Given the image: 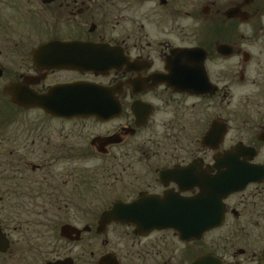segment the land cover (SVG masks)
Masks as SVG:
<instances>
[{
	"label": "flooded vegetation",
	"instance_id": "obj_1",
	"mask_svg": "<svg viewBox=\"0 0 264 264\" xmlns=\"http://www.w3.org/2000/svg\"><path fill=\"white\" fill-rule=\"evenodd\" d=\"M37 1L43 11L53 7L56 18L51 19L63 24L62 28L56 32L40 30L36 36L40 40L19 55V71L9 72L0 65V97L7 98L4 103L24 116L34 114L48 123L69 127L57 130V126L42 133L33 131L37 128L29 129L20 148L10 142L11 137L3 136L0 127V142L5 145L1 148L5 153H0L5 160L0 164V264H12L14 259L16 243L7 231L9 224H13V230L26 232L55 231L47 251L36 247L30 264H264V0H202L208 2L202 3L198 18L188 11L182 13L187 1L149 0L152 8L148 34L143 25L132 34L121 29L122 22L134 18L123 13L139 0L123 1L121 7L116 4V10L114 0ZM26 3L33 5L31 0H0V46L9 37L10 29L1 24L4 20L27 22L31 28L32 15H28ZM194 7L196 4H192L195 11ZM104 8L109 12L112 8L116 14L104 13L102 20L107 23L96 34L95 17ZM159 11L164 14L158 16ZM181 13L190 22L195 21L196 29L191 24L194 33L189 34L188 25L183 30H172L170 21L178 14L182 18ZM19 14H26L27 20H21ZM203 18L213 24L207 30ZM163 21L165 25L160 29ZM111 22L115 24L107 27ZM27 32L32 34L30 29ZM58 42L103 46L116 55V62L98 73L57 69L55 55L44 54L41 48ZM70 56L68 51L65 60ZM77 84L100 91L101 112L48 109L55 101L54 94L61 101L71 98L65 88ZM85 91L89 95L90 90ZM87 97L80 99L85 101ZM206 103L210 108L205 107ZM202 114L210 117L205 120ZM195 115L197 126L192 124L198 137L193 136L185 120ZM173 116L180 123L178 129L173 126ZM95 126L111 129L94 133ZM144 134L148 138L137 144L136 151L145 160L136 165V172H128L132 177L128 183L134 185L131 189L124 185L125 190L120 187L121 195L116 200L91 212V207L80 202L91 190L86 178L94 181L98 171L92 169V155L109 161L113 151L130 140H141ZM192 136L193 145L199 147L197 156H188L183 145ZM148 144L154 149L165 147L166 159H151L157 153H151L154 149ZM169 147L187 156L174 158ZM77 155L88 158L77 160ZM88 163L91 169L82 168ZM120 166L127 172L123 164ZM241 166L250 168L243 179L253 180V173L261 172L258 181L219 199L220 207L205 211V197L213 193L209 190L221 193L217 185L221 180H237ZM18 179L22 185L18 192L1 184L3 180ZM147 179H155L153 187L146 184ZM77 197L81 199L78 203ZM165 198L201 200L193 227L204 229L205 222L216 225L197 239H185L175 226L141 232L136 224L113 218L116 203L128 208L138 200ZM76 209L89 221L81 228L71 222ZM104 214L111 217L101 227ZM224 229L217 243L209 249L204 247L208 234ZM119 230L125 232L124 237L113 240ZM156 234L171 238L164 242L154 238ZM82 243L87 254H82L83 250L78 254L75 249ZM97 246L100 248L94 249ZM197 246L201 248L195 251ZM25 252L29 259L34 249L30 245Z\"/></svg>",
	"mask_w": 264,
	"mask_h": 264
},
{
	"label": "rangeland",
	"instance_id": "obj_2",
	"mask_svg": "<svg viewBox=\"0 0 264 264\" xmlns=\"http://www.w3.org/2000/svg\"><path fill=\"white\" fill-rule=\"evenodd\" d=\"M123 1L129 2L130 0H114L113 1V3L115 4L114 5L115 10H116V4H118L119 7H121V4H124ZM184 1H187L188 4H187V8L185 7V9L182 13H186L188 11L189 14L191 16H193L194 18H198L199 16H201V13L199 14L198 12H200L199 10H201L200 8L203 6V4H206L208 2V1L202 2V0H184ZM31 2H33V5L26 3L27 8L29 10L28 15L29 16L32 15L30 17L31 28H30V26L29 27L27 26V22H23L24 25L20 24L19 22H7L6 20H4V23H1L2 25H5L10 29L8 31L9 34L7 35L9 37H5L6 41L4 43L2 42L3 45L0 46V52L2 54V56L0 57V65H2L9 72L19 71L22 68V64L20 65V63H19V58L21 57V53L25 52L29 47L34 46L36 44L37 40L38 41L40 40L39 38L36 37L37 34H39L40 30H41V32H43V30H45V29L49 30V31L55 30V32H56V29L62 28V25H63L61 23L55 24V21L51 19V18H56V16H54L55 14L52 12L53 7L51 9H47L46 11H43L41 6L38 4L37 0H31ZM199 2H200V4H199ZM192 4H196V7H194L195 11L192 8ZM96 5H97V7L99 6V4H96ZM97 7H95L96 11H97ZM151 8H152V3H150L149 0L134 1V5L131 6V8L128 11H125L123 13L124 15H126L129 18L130 17H134V18H132L128 22H122L121 29L124 30L125 33L129 32V34H132L133 32H135V30L138 29V26L143 25V26H145L144 32L146 34L150 33L151 17L149 14H150ZM107 10L108 9H105V8L103 10H101L102 12L100 13L98 18H97V14H96V17H95L96 21H94V24H96V26L98 28V31L96 32V34H99L107 23L105 20H102V19H104V13H106L107 15H109V14L115 15L116 14L115 12H111V11H113L112 8H111L110 12ZM182 13L180 15V17H182V18H179V14H178L177 18L174 17L176 19H174L173 21L169 20L170 23L172 24V26H171L172 30L173 31H175V30L179 31L180 28L183 30V26L188 25L189 29L187 31L189 32V34L194 33L195 32L194 28L196 29L195 21L190 22V20L185 19L184 14H182ZM163 14H164V11L157 12L158 16H161ZM0 15H1V17L3 16L1 12H0ZM19 17L21 18V20H27L26 14H25V17H23L21 14H19ZM203 19H204V21L201 20L202 24L204 25V27L207 30L210 27V25H213V24L210 23L209 20H207L205 18H203ZM61 20L63 22H65V20L63 19V15H62ZM15 21H17V20H15ZM67 24L72 25L71 22H67ZM114 24H115V22H111L107 27L113 26ZM191 24L194 25V28L192 27ZM163 25H165L164 21L162 23H160V29L163 27ZM72 26H74V24ZM87 28H89V25L87 26ZM27 29L28 30L30 29V31L32 33V34H30L31 36L27 32ZM33 34L35 35L36 39L34 41H29V44H28L27 40L33 39V37H34ZM62 35H65V34L62 33ZM26 45H28V46H26ZM13 51H16V52L14 54H12ZM6 54H8V55L5 56ZM19 55H20V57H19ZM2 86H3V84H2ZM2 86L0 85V90H1ZM7 101H8L7 98L4 99V98L0 97V127L3 128V130H4L3 136L6 138L11 137L10 142L16 144V146H18L16 148H20L21 144L23 142H25L24 138L26 136V132L29 129L33 130L34 128H37V130H33V131H35L37 133H42V132H48L49 130L54 129L53 127H57V126H58L57 130L65 129V127H69V125H62V124L55 125V124L48 123L47 121H44L42 117H38V116L36 117V115H34V114L24 116L22 113L16 112L11 106H8V104L4 103ZM208 103L205 104V107L210 108L209 106H207ZM209 111L211 112V110H209ZM211 114H212V112L209 115H211ZM167 115L168 116H166V117H169L170 113H167ZM202 115L204 116L203 118L205 120H207V118L210 117L208 114H206V115L202 114ZM179 117L182 118V116L180 114H179ZM197 118H198V115H195V117L190 116V118L185 119V120L187 122V128L193 129V136L197 135V137H198L199 133L198 132L196 133V128L193 125V124H195L197 126V121H196ZM172 122H173V126L177 127L176 129L180 128V123L175 118V116L172 117ZM114 125L115 124H112L111 126L114 127ZM111 126H107V127L95 126L96 129H94V133L108 131L111 129ZM193 136H192V140L191 139L184 140L183 145H184V147H186V149H188L189 153H186L188 156H191V155L197 156L198 155L197 153H198L199 147H198V144L193 145V141L195 142V139H193ZM146 138H148V135L144 134L141 137V140L134 139V140H130L127 143L123 144L119 149L112 152L111 157H113V158H110L109 161H103L100 158V156L97 154H96V156L92 155L91 159H95L94 161H92V169H98V171L95 173L94 181L92 180V178L91 179L88 177L86 178L87 180H89L91 182V190L89 191V194L87 195V197L83 198L82 202H80L81 199L79 197H77L76 202L77 203L80 202L81 204H86L87 206H85V207H91V212H96L98 209H101L103 207H107L111 202L116 200V197L121 195V192L119 191L120 187L123 188V186L125 185L131 189V187H132V185H134V183H128V182H131V180H132V177H130V174H128V172L130 170H134L136 172V165L140 164L142 162V160H145V159H141L140 152L136 151V146H137V144L142 143ZM1 143H4V142L3 141L0 142V153L4 154L5 152L1 148H4L5 145L1 144ZM188 143H190V144H188ZM148 145H150V144H148ZM153 149H154V147H152V150ZM168 150H169V152L173 153L174 158H183L184 156H187V155H184V153H180L179 150L173 151L172 149H170V147L168 148ZM165 152H166L165 147H162L161 149H154L151 153H154V154L157 153V155L156 156L154 155L151 159H162V158L166 159L167 154L165 156H163V154ZM195 152H196V154H193ZM22 153H23V151H21V154ZM199 155L201 156L203 154H199ZM86 157L88 158V156L84 157V156L77 155V160L86 159ZM4 163H5L4 156H0V164L3 165ZM128 163H130V165ZM121 164L124 165L127 172L122 171V168L120 166ZM85 167L87 169H91V163H88L86 166H84V165L82 166V168H85ZM123 182H125V183H123ZM149 183H150L151 187H153L155 184V179H153L152 182H151V180H148L146 182V184H149ZM1 184L3 186L9 185L8 188L14 192L20 191V189L22 187V185H20L21 182L19 179L16 181H9V182L8 181L4 182V180H3L1 182ZM44 189L49 190L46 187H44ZM122 190H125V189L123 188ZM246 200L248 202H251L252 199L247 196ZM78 206L84 207L81 205H78ZM261 207L264 210V205H261ZM71 218H72L71 222L77 224L78 225L77 227H79V228L85 226L86 223L89 222L85 218L84 214L79 213L77 211V209H76V213L73 214L71 216ZM40 219H42V218H40ZM9 227H10V229H8L7 231L16 243L15 249H14V259L12 261V264H30V261L35 258L36 247H39L40 249H42V251H47V249H48L47 245H49V243H52V240H54L55 236H56L55 231L42 230V231H28V232H26V231H22V230H13L12 229L13 224H9ZM25 227L26 226L23 225V228H25ZM225 232H226V229H224L222 231H218L217 233L213 232L211 234H208V236L204 240V242H205L204 247L206 248V246H207V249H209L211 244L217 243L220 235L221 234L224 235ZM116 234L118 237L113 239L112 235H110L109 236L110 240L111 239L116 240L118 238L124 237L125 232L124 231L122 232L121 230H119L118 232H116ZM57 236H58V234H57ZM154 238H161L165 242V241H168L169 238H171V237L169 235H166V234H156V236ZM85 239H86V237H84V240ZM175 243L177 246L178 244L176 241H175ZM30 245L34 249V252H30L29 253V259H27L25 257V255H26L25 249L27 247H29ZM86 248L87 247H85L83 243L77 244V247H75L78 254H80L81 251L83 249H86ZM96 248H100V246H97L94 249H96ZM110 248H113L114 250L116 249L115 246H109L108 249H110ZM200 248L201 247L197 246L193 249L195 251H197ZM176 251H178V249ZM83 253L87 254V252H85V251L82 252V254Z\"/></svg>",
	"mask_w": 264,
	"mask_h": 264
},
{
	"label": "water",
	"instance_id": "obj_3",
	"mask_svg": "<svg viewBox=\"0 0 264 264\" xmlns=\"http://www.w3.org/2000/svg\"><path fill=\"white\" fill-rule=\"evenodd\" d=\"M41 49L44 50V54H54L56 63L54 66L57 69L75 70V71H94L98 73L100 70L110 69L113 67L116 59V55L113 52L107 51L105 47L100 45L81 44L79 42L72 43H53L48 46H44ZM70 52V58L65 60L67 52ZM90 90L89 95L85 90ZM66 92L72 97H68L60 100V98L54 94L55 101L51 102L48 109L52 111L62 110L64 107L68 111L73 113H85L92 111L101 112L99 99L100 91L94 88H85L81 85H69L65 88ZM59 94V91H56ZM63 97L62 94H59ZM80 96H88L87 100L81 101ZM64 98V97H63ZM77 101V102H73ZM20 104L19 102H16ZM44 103V102H41ZM40 103V105H42ZM53 108V109H52ZM109 112H107L108 114ZM241 166L239 178L232 182L221 180L216 189L221 188V193L217 190L210 189L209 192H213L209 197L206 196L204 200L205 211H209L210 207H220L219 199L226 197L227 195L243 189L248 183L258 181V175L261 173L256 171L253 175L255 179H243L249 170V167ZM220 195V197H219ZM211 200L213 203H208ZM123 206L120 203H116L113 207V218L120 220L121 222H128L136 224L141 232H148L155 228L166 227H178L180 234L184 235L185 239H197L206 233L211 227H214L215 222L206 223L204 229H197L193 226L197 223V209L201 206V200L190 199H173L165 198L159 199H146L138 200L133 204ZM154 207L161 208L159 210ZM202 211L199 213L201 214ZM111 217V214H104L101 217L100 226L105 224L107 219ZM72 231V230H71ZM66 234L62 233V236ZM65 237V236H64ZM195 264H199L198 262Z\"/></svg>",
	"mask_w": 264,
	"mask_h": 264
}]
</instances>
